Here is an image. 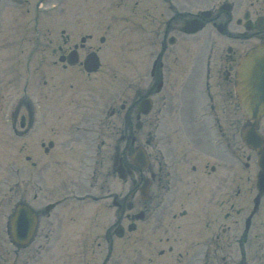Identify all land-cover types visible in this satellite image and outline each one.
Masks as SVG:
<instances>
[{
	"label": "rangeland",
	"instance_id": "374dc122",
	"mask_svg": "<svg viewBox=\"0 0 264 264\" xmlns=\"http://www.w3.org/2000/svg\"><path fill=\"white\" fill-rule=\"evenodd\" d=\"M40 1L41 5H39ZM116 1L10 0L7 6L1 7L3 1L0 0V196L8 194L11 199L10 208H14L15 203H18L23 197L26 204L33 206L55 203L54 201L59 199H66L69 202L68 208H66L68 204H64V208L58 212L57 222L54 215L51 216L54 225L55 242L52 251L55 254V262H50L51 251L47 249L43 251L39 259L24 260L20 263V258L14 259L16 250L13 247L14 245L11 244L10 264H103V255H107L108 246L110 245L108 242L110 241L109 236L112 237L113 249L108 256L109 261L105 264H144L140 262L141 258L135 260L133 257L132 242L137 240L135 237L137 235L125 229L124 221H122L123 233L121 238H117L112 233L109 236L106 235L107 239L102 245L100 255H93L95 256L94 259L90 258V255L84 257L81 250V247L88 245L90 242H93L90 243V246L95 248V244L99 240H93L91 237L86 239L89 236L88 232L95 231L93 227H96L99 221H102V218L103 229L101 231L107 229L110 224L109 217L113 215L112 212H109V208L107 210L100 209L98 205L102 203L100 201L98 204L90 200L84 203L76 201V198L85 194L94 197L101 196L98 191V184H100L98 175L94 178V174H92L93 167L97 165L92 164L95 162L107 163V165H99L101 171L112 167L111 163L113 161V153L109 146L113 145L115 140L107 137L105 147H100L101 149L98 151V139L96 135H93L97 128L90 125L87 120H90L93 113H99L97 110H99L101 104H105V113L109 115L110 106L108 105L116 98L115 93L120 87V82H131L137 69L139 74L135 76L145 74L150 65L148 51L153 50L155 52L157 50L156 46L154 49L147 48L142 40V42L138 41L140 45L138 44L136 48L134 23L137 22V17L134 18L130 8L126 10L131 15L129 16L130 20H126V15L120 12L115 20H109L108 16L114 14L111 10L117 6ZM121 1L126 2L129 0ZM221 1L223 0L214 1L216 9L214 11H219ZM228 1L237 3V5L242 4V8L247 5V0ZM27 3L29 4L25 5ZM186 3L187 8L191 10L194 8H213V0H186ZM22 4L24 7H22ZM34 5L35 7L38 6V9H35ZM234 8H237V6ZM159 18L156 15V18L153 19L154 30L157 29ZM35 19L38 23L37 31H33L30 25V23H35ZM22 23L24 26L23 31L18 30V26ZM36 33L39 34L38 40H35L33 36L30 37V35ZM61 33L64 36L69 35L71 37L70 42L72 43L73 40V43L77 45L80 43L79 39L82 36L91 35V39L86 40L84 51H78L79 62L90 51H95L100 61L99 73L89 80L79 77L81 75L77 72L80 69L79 67L72 69V71H75V76L71 83L72 88L69 89L71 98H68L66 102L59 101L56 98L49 99L50 97L41 98L39 93L47 89L48 85L42 87L39 82V74L36 72L37 66L40 64L46 65L43 68L44 70H49L48 65H51L54 60L52 48L57 40H62ZM99 38H103V42H99ZM212 41L213 39H208L205 33L186 38L183 42L186 46L185 58L180 63L169 62L170 68L172 67L175 71L174 80L177 82L176 85L181 91L178 98L179 105L182 106L184 111V120L187 124L200 129V132L205 129V124L203 121L194 122V116L199 114L195 89H199V98H201L203 76H200V73L205 67V49H208L206 44ZM224 42L220 36H217V39L214 40L213 62L217 56L216 66L221 65L218 57L220 51L226 46ZM59 43L60 41H58ZM243 45L246 46V44ZM34 47H36V50ZM7 48L9 49L10 58H6V56L3 58L9 66L7 68L5 64L3 68L4 63L1 59H3L4 52L1 49L7 51ZM15 49L22 50L20 55L16 56ZM133 52L136 53L134 60L131 59ZM19 58L22 60H19ZM25 60L27 61L26 67H24ZM20 61L22 62L19 63ZM5 73L10 78L14 73V76L20 78V80L18 79V86L17 83H14L15 87L9 86L8 95L7 90L4 91L3 89V74ZM76 74H79V76ZM100 81H103L102 85ZM23 95L27 98L22 102L20 98ZM20 102L25 106H28L30 102L31 106L29 108L32 109L33 105L34 109V113H30L33 117L31 122L28 121L27 116V125L24 132L19 128V115L23 113V106L19 109ZM35 102H38V105ZM223 102L225 101L217 100L216 107L222 115L223 128L225 130L228 128L233 132L232 135L240 148L239 152L229 153L226 150L228 149L226 144H224L226 141L218 138L219 134L213 126V160L206 157L203 154L204 150L199 146L198 153L191 154L189 152L190 157L186 158L182 166L213 165V179L209 180L207 184L210 186L213 180V217H216V221H213V230L216 229L219 244L218 247L214 248V264H238L241 262L244 264H261L264 254L259 250V240L255 237L257 231L251 229L247 235L249 242L243 243L244 238L242 239V229L241 224H239L242 214H238V216L234 214L238 213L236 211L237 207L232 210L234 212L233 221L237 222L235 225L231 220L224 217V214L228 211L227 205L234 197L235 189L240 188L246 193V184L254 176L253 173L256 169L250 167V169L245 170L242 167L243 165H229L237 161V154L242 157L243 153L251 155V152L240 142L239 127L243 125V122L235 103ZM16 109L19 115L13 118L14 116L11 115L16 113ZM39 109L40 111H38ZM202 112L203 109H201ZM113 123L114 119H110V127L107 133L112 132ZM224 123H226L225 126ZM190 133L189 139H198L199 142L200 139L202 141L205 139L203 133L198 134L193 130ZM67 137L78 138V143H74L71 148L64 149L61 143ZM92 139L94 140L92 147L95 148L86 150L87 147H91ZM49 140L54 141L56 147L48 153H43L40 143ZM242 158L240 161L244 162V158ZM86 167H88V174L84 178L85 180H82L87 171ZM198 171L201 170L198 169ZM35 175L40 177L39 182L42 185L39 182L34 183L38 178ZM193 179L194 177L188 178L189 181L186 184L189 185L187 188L189 194L186 192L188 195L185 198L186 203L181 207L185 210L194 209L193 204H190L193 203L194 199L199 208L201 207L202 210L209 209L204 203L205 194L201 193V201L195 199L198 193L203 190L202 186L194 183ZM113 180V178H109V183L112 184ZM201 183L204 182L201 181ZM103 186H105L104 183ZM118 188L121 192L127 191L126 188L120 186ZM112 190H114V187H112ZM34 195L38 197L36 200L32 199ZM243 203L242 199L234 202L235 206L240 207L243 206ZM6 210V208H3L4 213ZM96 210H100L98 212L100 215H95L97 214L95 213ZM0 211L2 212V209ZM86 213L92 215L88 222L86 221ZM68 215L74 216L73 222L68 219ZM2 217H5V214L0 216V220L4 221ZM144 227L143 224H139L137 232L146 234ZM227 227L231 231L222 234V229ZM146 239L151 240L149 235H146L142 240ZM154 240L152 238V241ZM203 241L202 238L201 242ZM44 253L48 255L45 257ZM147 256L156 258L154 253L150 252L148 254L144 251L142 258ZM118 258L119 260H117Z\"/></svg>",
	"mask_w": 264,
	"mask_h": 264
},
{
	"label": "flooded vegetation",
	"instance_id": "af4514ba",
	"mask_svg": "<svg viewBox=\"0 0 264 264\" xmlns=\"http://www.w3.org/2000/svg\"><path fill=\"white\" fill-rule=\"evenodd\" d=\"M163 1L165 3L161 8L160 5L155 7L153 3H148L144 9L137 7L138 3H135V7H133L134 18L137 17V22L134 23L136 48L139 44L138 41H144L147 48L157 47L155 52L148 51L151 57L148 70L143 75L135 76L139 74L137 69L131 82H120V87L115 93L116 98L110 103L108 118H105V114L99 110H97L99 113H93L90 118L91 121L97 122L99 125V132L103 138L102 146L105 145L107 137L115 140L111 147L114 153V166L118 170V181H115L114 190L111 192L108 183L111 172L101 173L102 183L99 187L101 200H104V209L109 208V212H112L113 215L109 217L108 230L101 231L103 229L102 218V221H99L101 225L97 223L98 225L93 227L95 231L88 232L89 236L86 239L91 237L93 240L99 241L95 244V248L90 246V243L93 242L81 247L84 257L90 255V258L94 259L96 255H100L102 245L107 239L106 235L109 236L112 233L117 238H121L122 221H124L125 229L137 235L135 236L137 240L132 242L133 257L135 260L141 258V263L214 264V248L219 244L216 232L213 234V180L210 186L207 184L209 180L213 179V165L184 167L182 164L185 163L187 157H190L189 152L191 154L198 153L199 146L204 150L203 154L213 160V118L219 131L224 135L220 124L223 119L221 113H218L216 101L220 99L225 101L223 103L233 102L235 65L246 51L249 43L257 42L264 35V29L259 28L258 24L259 19L264 17V0H247V5L243 8L242 4L222 3L219 5V11H214L216 9L215 3H213V8H207L206 13L204 12L203 16L205 17L202 16L201 10H197L195 13L187 11L183 0H181L182 2ZM236 6L237 8H234ZM155 11H158L157 13L161 17L156 30H154L152 18ZM199 15L203 17V19L200 17L202 22L199 32L205 33L208 39H213L211 43L206 44V47L208 46V49H205L206 65L200 73V76H203L201 98H199V89H195L199 114L194 116V122H204L205 129L202 132L184 120V111L179 105L178 98L181 91L174 80L175 71L169 65L171 61L180 63L185 58L183 42L186 38L196 36L188 34L192 27L187 26V23L197 19ZM217 36H220L226 44L218 57L220 66H216L217 56L213 62V45ZM61 37L60 44L57 40L53 49L60 64L57 65V60L53 62L52 69L55 71L52 72L53 75L49 76L51 86L45 95H50L49 99L55 95L59 101L66 102L68 98H71L69 89L72 88L71 83L74 76L72 69L77 66L68 65V57L74 50L84 51L86 44L83 43L84 39L82 38L84 37L80 38L83 41L78 45L73 43V40L72 43L70 42L69 35L64 36L61 33ZM87 37V39H91L90 35ZM79 73L81 74V70ZM82 74L86 78L91 76L83 72ZM40 79L44 84L46 83L45 75L42 74ZM201 109H203L202 113ZM110 119H114V123L111 127L112 132L107 133ZM192 130L198 134L203 133L205 139L203 141L200 139V142L198 139H189ZM260 132L264 144V119L260 126ZM225 136L230 138V142L232 141L228 131L225 132ZM77 140L78 138L67 137L61 146L64 149L71 148L74 141ZM49 142L52 141H47L46 144L45 141L40 143L43 151L48 152L56 147L55 142H52L51 146H49ZM140 145L144 148L147 160L144 168H141L132 159V154ZM246 157L247 162L244 163V167L250 169V165H255V162L249 161L251 159L249 154ZM198 169L201 171L199 172ZM189 177H194V183L202 186L203 191L198 193L195 199L201 201V193L205 194L204 203L209 209L202 210L194 199L193 203H190L193 204L194 209L185 210L181 207L186 203L187 193L189 194V190H187L189 185L186 184ZM250 180L252 181V178ZM39 181L40 177L38 176L34 183L37 184ZM201 181L204 183L202 184ZM119 186L126 188L127 191L121 192ZM236 197H241L244 204L240 207L231 203L230 211L237 207L238 213L242 211L244 216L249 215L253 210V199L256 197L254 183L251 184L249 181L246 193L243 194L237 188L231 200ZM37 198V195L32 197L33 200ZM76 200L83 201L84 199L79 197ZM10 201L8 194L0 196V209H2L0 216L5 214V217H2L4 221L0 220V264H10L9 222L13 213ZM65 201L66 199H59L55 200V203L28 205L31 206L36 217L35 232L32 240L25 246H15L12 243L16 250L14 259L20 258V263L29 259L36 260L40 258L44 250L48 249L51 251L50 262H55V254L52 251L55 242L54 225L51 216L54 215L57 222L58 212L64 208ZM23 204H26L24 197L15 203V206ZM3 208L7 209L5 213ZM95 213H97L95 215H100L97 211ZM226 214L227 218L232 219V212ZM68 216V219L72 221V215ZM86 218L88 222L92 215H88ZM231 222L233 221L231 220ZM139 224L145 226L146 234L137 232ZM251 229L257 231L255 237L259 240V250L264 254V194L258 198L256 210L251 215L249 228L244 232L243 243L249 242L247 235ZM141 230L143 229L141 228ZM226 231H230V229L227 227ZM226 231H222V233H226ZM146 235H149L151 240H142ZM152 238L155 240L152 241ZM202 238L203 242H201ZM109 240L110 245L107 255H103V264L109 261L108 256L113 249L111 236H109ZM144 251L148 254L154 253L156 258L149 256L142 258ZM44 254L45 257L48 255ZM261 264H264V257Z\"/></svg>",
	"mask_w": 264,
	"mask_h": 264
},
{
	"label": "water",
	"instance_id": "95a60500",
	"mask_svg": "<svg viewBox=\"0 0 264 264\" xmlns=\"http://www.w3.org/2000/svg\"><path fill=\"white\" fill-rule=\"evenodd\" d=\"M235 83L238 106L247 123L242 131V139L257 151L260 161L264 162L261 137L255 132L258 120L264 115V39L240 60ZM34 225L33 216L18 207L11 220L14 240L19 243L27 241Z\"/></svg>",
	"mask_w": 264,
	"mask_h": 264
}]
</instances>
